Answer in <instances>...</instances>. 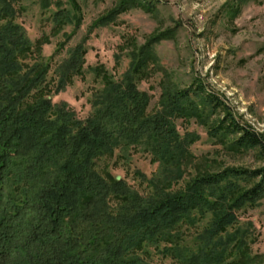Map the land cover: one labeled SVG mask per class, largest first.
Returning <instances> with one entry per match:
<instances>
[{
  "label": "trees",
  "instance_id": "16d2710c",
  "mask_svg": "<svg viewBox=\"0 0 264 264\" xmlns=\"http://www.w3.org/2000/svg\"><path fill=\"white\" fill-rule=\"evenodd\" d=\"M23 1L0 0V264H154L143 255L149 247H163L178 264H258L263 256L253 253L250 227L239 226L238 213L264 198V166L193 176L191 146L199 136L182 134L177 120L209 121L216 141L262 159L264 135L201 83L180 88L165 80L158 108L149 112L151 95L139 82L156 66L153 46L161 37L129 53L120 80L104 65L90 67L101 87L91 114L79 118L53 95L84 75L87 44L68 52L50 82L51 62L42 55L50 37L32 41L17 22ZM68 3L72 9L56 2L51 15L55 35L74 26L64 33L66 43L81 23L74 0ZM131 5L155 7L152 0H122L93 26L112 24ZM218 111L223 117L210 123ZM134 150L158 163L152 178L143 176L147 195L96 168L103 157ZM184 225H202L190 251Z\"/></svg>",
  "mask_w": 264,
  "mask_h": 264
},
{
  "label": "rangeland",
  "instance_id": "374dc122",
  "mask_svg": "<svg viewBox=\"0 0 264 264\" xmlns=\"http://www.w3.org/2000/svg\"><path fill=\"white\" fill-rule=\"evenodd\" d=\"M50 1L49 9L42 7V0L23 1L17 17L32 41L43 35L50 37L42 52L52 66L48 80L53 82L57 64L68 57L72 48L81 42H86L88 48L84 75L76 76L66 90L54 94L55 103L66 101L79 118H87L92 112L93 94L101 87L89 68L104 65L115 80H120L128 69L129 53L161 37L153 46L156 66L152 64L153 69L139 82V88L151 95L149 112L158 108L165 80L170 79L180 88L201 83L229 104L237 118L264 135V0H152L153 10L127 6L115 22L101 27H94V21L122 0H74L81 23L67 43L64 33L71 34L74 26L67 25L55 35L51 15L57 10L56 2L69 9L73 5L69 0ZM223 114L215 112L210 123ZM208 122L177 120L182 134L190 131L199 136L191 146L197 158L190 165L193 176L226 168L253 171L264 166V159L256 151L234 150L216 141L208 133ZM96 168L125 179L147 195L150 188L143 176L152 178L158 163L142 150H134L128 157L116 151L114 156L97 160ZM255 182L252 180L248 186ZM238 216L239 226L250 227L252 251L263 256L258 264H264V198ZM201 226H183L185 249L196 248L195 232ZM162 248L149 247L143 255L154 264H178L177 258Z\"/></svg>",
  "mask_w": 264,
  "mask_h": 264
}]
</instances>
